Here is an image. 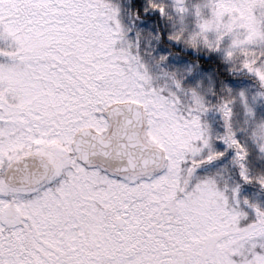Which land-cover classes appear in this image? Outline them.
Returning a JSON list of instances; mask_svg holds the SVG:
<instances>
[{"label": "snow or ice", "instance_id": "1", "mask_svg": "<svg viewBox=\"0 0 264 264\" xmlns=\"http://www.w3.org/2000/svg\"><path fill=\"white\" fill-rule=\"evenodd\" d=\"M258 169L264 0H0V264H264Z\"/></svg>", "mask_w": 264, "mask_h": 264}, {"label": "rangeland", "instance_id": "2", "mask_svg": "<svg viewBox=\"0 0 264 264\" xmlns=\"http://www.w3.org/2000/svg\"><path fill=\"white\" fill-rule=\"evenodd\" d=\"M207 11V10H206ZM190 23H194L193 18H188ZM253 175H264V171L255 170ZM239 185L238 199L240 200V209L247 213V220L244 222H252L255 219V209L244 204L243 201L247 200L248 204L255 205L256 207L264 210V188H262L255 180L251 183H244L243 181L236 180Z\"/></svg>", "mask_w": 264, "mask_h": 264}]
</instances>
